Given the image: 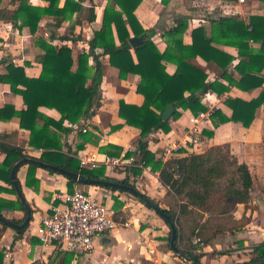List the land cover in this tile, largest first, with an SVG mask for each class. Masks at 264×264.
Instances as JSON below:
<instances>
[{"label": "trees", "instance_id": "1", "mask_svg": "<svg viewBox=\"0 0 264 264\" xmlns=\"http://www.w3.org/2000/svg\"><path fill=\"white\" fill-rule=\"evenodd\" d=\"M42 1L46 2V5H31L28 0H10L11 8L0 7V22L16 24L19 21L20 28L28 27L30 33L34 35V44L43 51L35 58L41 66L37 76L26 74L25 66L30 65L28 61L24 62V66L9 62L6 65L7 72L0 74V82L7 83L13 93L21 95L25 105L22 110H15L11 105L5 104L0 108V120L13 115L17 116L20 127L29 131L28 146L41 150L39 156L34 157L29 155L23 147L7 142L5 137L0 139V153L4 155L0 161V179L10 186L9 188L0 186V191L7 190L16 196L15 201L0 197V216H2L1 209L6 208L21 210L24 217L26 215V207L17 196L10 178V171L16 163L19 162L15 171L27 165L25 184L34 189L38 188L39 182L35 178V171L39 165L30 161L23 162L24 158L72 171L83 178L118 182L137 189L129 182L127 176L120 180L106 176L103 165L92 169L80 167L77 152L83 149L86 143H96L93 132L83 133L80 130L79 141L75 144L74 150L69 144L62 143L60 140L61 133L67 134L71 131L70 125L76 124L80 119H89L96 114V108L100 104V85L103 80L101 71L103 57L107 56L108 63L118 69L120 79H125L130 73L138 76L135 90L143 98L140 105L128 104L120 99L117 115L123 122L112 125L110 131L118 130L124 125L139 131L136 149L140 160L145 167H150L152 172H158L159 182L166 189V194L173 197L176 209L171 206L164 207L144 195L155 202L174 223L177 230L176 245L183 251L184 258L170 249V226L155 212L169 228L166 244L173 255L183 261V264H202L200 261L203 255L202 248L194 245L193 241L199 238L202 245L208 244L207 237H204L206 230L214 231L218 228L210 227L208 218L202 222L197 221L190 230L193 236L187 237L188 243L185 244L179 229L180 218L186 219L187 216L198 214L202 216V214L224 213L235 209L237 204H244L247 207L254 185L249 168L246 163L239 162L231 154L227 143L210 145L199 153L186 152L182 156L175 155L163 162L156 157L155 153L148 150L146 137L156 130L169 132L170 120H176L181 116L179 109H188L192 114L205 111L206 107L201 103L200 95L207 90H213L217 94L228 90V85L221 82H206V74L187 61L199 56L206 61H214L222 69L229 65L233 57L213 46V43L234 46L241 57L234 66L241 74L239 81L233 80L225 72L222 73L229 84L246 90L262 85L264 82V73H262L264 15H251L247 23L235 15L218 16L210 20L209 34H206L205 27L202 25L192 29V42L189 45L182 43L188 16L179 15L174 19V25L166 31L168 45L164 51L160 52L151 40L154 30L143 29L134 14L142 0H107L101 23L92 30L87 49L78 53L74 59L71 48L58 46L53 44V41L62 39L57 29L64 21L71 20L74 13L80 12L82 8L80 1L63 0L61 5L60 0ZM169 1L161 0V3L167 5ZM259 1L264 2V0ZM43 17L53 19L51 24L53 30L47 40L35 36ZM87 20L89 22L95 20L93 6L88 8ZM69 29L67 39L72 41L79 39V36L72 34L73 26ZM132 36H143V40L138 45L131 46L129 39ZM249 41L258 42L260 45L258 48H252ZM163 61L175 63L176 70L173 74L165 71ZM263 102L264 89L257 97L249 101L227 98L225 105L231 109V114L227 116L220 110H214L211 114L214 126L233 121L247 128L254 118L256 108ZM170 105L174 106V110L167 120H162L163 111ZM39 107L54 109L60 116L54 119L43 115ZM38 119L42 120V124H38ZM205 134L212 136L213 132L205 131ZM108 148L112 151H108ZM99 149L115 155L122 148L107 144ZM183 152L180 150V153ZM45 169L50 173H57L49 168ZM140 172V169H133L134 175ZM64 177L68 193L74 191L75 185L104 187L100 184H87ZM18 185L20 186L19 182ZM105 188L130 193L122 189ZM130 194L150 208L142 198ZM54 203L58 204L57 200ZM117 206H122V202L114 198V208ZM243 215L242 218H245V214ZM24 217L19 220L12 219V221L21 223ZM240 228L235 227L234 231H239ZM24 229H16V232L21 234ZM240 245H242L241 242ZM251 251L254 253L252 258L227 264H264V240L254 244ZM72 259L73 253L67 252L58 264H71Z\"/></svg>", "mask_w": 264, "mask_h": 264}, {"label": "crops", "instance_id": "2", "mask_svg": "<svg viewBox=\"0 0 264 264\" xmlns=\"http://www.w3.org/2000/svg\"><path fill=\"white\" fill-rule=\"evenodd\" d=\"M79 1L82 5L80 12L74 13L71 20L62 23L57 29V33L62 35V39L58 38L53 41V44L60 46L62 40H68L69 27L73 26L72 34L76 37L79 36V39L71 40V50L74 59L78 53L87 49V43L92 30L100 25L103 9L107 3V0ZM28 2L31 5H46V2L42 0H28ZM62 3L63 0H60V5ZM89 6H93L94 8L95 20L93 22L87 20ZM0 7L11 8L10 0H0ZM134 14L143 29L154 30L151 40L157 49L162 52L168 45L166 31L174 25V19L179 15L188 16L187 28L182 35V43L189 45L192 42V29L202 25L205 27L206 34H209L211 27L210 20L221 15H235L247 23L251 15H264V2L259 0H245L244 2H239L238 0L234 2L226 0H170L167 5H163L161 0H142L135 9ZM52 23L53 19L49 17H43L39 22L37 32L41 28L40 30H43L44 34L40 31V36L46 40L53 30ZM212 45L231 55L233 57L232 62L222 69L214 61H206L199 56L190 58L187 61L206 74V82L218 81L228 85L226 92L217 94L213 90H207L200 95V101L206 107L205 112L208 114V117L209 113L211 114L213 110H220L225 115L230 116L231 109L225 105V99L239 98L249 101L257 97L264 89V82L260 87L249 90L229 84L228 80L222 76V73L225 72L233 80L239 81L241 74L234 66L241 57L234 46L216 43ZM249 45L252 48H258L260 44L249 41ZM42 52V49L34 44V36L30 33L28 27L23 26L20 28L19 21L16 24L5 21L0 22V74L7 72L6 65L9 62L18 66H24V62L28 61L30 65L25 66L26 74L34 77L37 76L41 70V66L35 61V58L42 54ZM103 59L104 62L101 68L103 80L100 85L99 95L100 104L96 114L89 119H80L76 124L70 125L71 131L69 133L60 134L61 142L69 144L73 150L75 149V144L79 141L78 132L83 126L87 127L86 132L91 131L95 134L96 139L94 140H97V146L93 143H86L84 148L77 152V157L78 154L85 152L89 156L94 154L98 159H102V151L100 153L98 147H104L107 144H113L121 148L128 146L136 147L137 141L129 142L127 135L125 137V131L128 127L124 125L113 133L110 131L109 126L123 122L117 115L118 101L120 99L128 104L140 105L142 103V96L135 90L139 78L137 75L130 73L125 79H120L118 77V69L108 63V57L104 56ZM163 64L168 74L175 72V63L163 61ZM262 73H264V68ZM5 104L11 105L15 110L25 108L21 95L13 93L7 83L0 82V108ZM39 110L43 115L54 119H58L60 116L54 109L39 107ZM179 111L181 116L176 120H170L171 129L169 132L164 133L161 130H156L148 134V150L155 153L158 158L162 147L168 142L179 144L180 150L184 151L183 153L179 152L176 156H182L186 152L199 153L214 144H229L231 154L239 162L247 164L254 182L247 207L244 204H237L234 217L239 219L243 214L250 216L251 221L246 226L254 224L255 217H259L261 226L258 228H262L259 237L261 242L264 240V196L261 193L264 187V102L256 108L254 118L247 128L233 121H228L215 127L214 120L210 116L208 123L204 124L205 127L199 136L200 146L197 149L185 148L188 117L195 114H192L188 109H179ZM37 122L38 124H42L41 119H38ZM129 129L134 130L132 133H136L139 137L137 129L130 127ZM205 131H211L213 135L208 136L205 134ZM2 138L11 144L23 147L31 156L38 157L40 154L41 150H35L28 146L29 131L20 127L19 118L15 115L0 120V139ZM107 150L112 151L111 148ZM3 157L4 155L0 153V161H2ZM104 167L106 176L118 180L127 176L129 182L134 184L138 191L152 199L155 198V201L161 200L164 194H166V189L159 182L158 172H152L149 168H139L133 164L122 167ZM45 168L39 166L35 171V178L39 182L37 189L25 184L26 164L19 167L17 171L14 170L15 180L17 184L19 182L20 186H18L21 194L25 203L30 208V220L21 234H18L15 228L5 225L0 221L1 264H58L64 257V254L67 253L62 252L53 243L42 244L35 234L36 226L44 216L51 212L50 208L55 204L54 201L60 202L59 198L54 199L55 196L68 193L65 175L58 172L50 173ZM115 168H118L120 171L118 169L114 170ZM134 168L140 169L141 172L134 175ZM256 180L260 183L257 188L255 186ZM0 186L10 187L1 179ZM77 186L86 187L87 191H84L105 203L111 209L113 218L115 213L119 211L124 213L126 211L122 222L129 221L130 224L127 227L119 224L109 232L93 238L91 249L87 253L78 255L76 258L73 256L71 264H183V261L178 256H174L170 249L165 248L164 245L169 235V228L156 215L154 210L147 208L130 193L112 191L96 185H75L74 189ZM127 195L131 196V198ZM0 197L8 201H15L16 199V196L7 190L0 191ZM114 198L122 202V206L114 208ZM134 204H138L141 207ZM249 205H258V207L255 209L249 208ZM1 214V217L10 221L12 219L19 220L24 217L23 211L18 209H1ZM244 232L245 234L239 232L236 236L237 240H241L242 245L240 246L242 247H246L250 241L249 239L255 237L251 234L253 232L251 228ZM247 233H250V235ZM202 252L203 255L200 258L202 264H227L231 262H226L225 259L231 256L239 257L238 253L241 250L236 248L231 253V256H227L225 253H219L221 251L216 247V244L212 246L208 243L202 248Z\"/></svg>", "mask_w": 264, "mask_h": 264}, {"label": "built area", "instance_id": "3", "mask_svg": "<svg viewBox=\"0 0 264 264\" xmlns=\"http://www.w3.org/2000/svg\"><path fill=\"white\" fill-rule=\"evenodd\" d=\"M238 1L244 2L245 0ZM62 45L72 48L71 40H62L60 46ZM205 111L188 117L186 149L199 148V136L205 127L204 124L208 123V119L212 114L209 113L208 117ZM81 130L82 132H86L87 127L83 126ZM179 152V144L168 142L162 147L158 158L165 162L170 156L176 155ZM102 155V159H98L94 154L89 156L83 152L78 154L77 159L80 167L87 169L102 165L107 167H122L132 164L139 168L150 169V167L143 165L136 147L128 146L122 148L115 155L108 154L107 152H102ZM58 198L60 202L51 206V212L44 216L36 226L35 234L42 244L53 243L62 252L73 253L75 258L80 254L87 253L91 249L93 238L109 232L119 224L125 227L130 224L129 221L118 223L113 218L111 209L105 203L84 190L74 189L72 193L56 195L54 199ZM194 241L198 242L199 238H196Z\"/></svg>", "mask_w": 264, "mask_h": 264}, {"label": "rangeland", "instance_id": "4", "mask_svg": "<svg viewBox=\"0 0 264 264\" xmlns=\"http://www.w3.org/2000/svg\"><path fill=\"white\" fill-rule=\"evenodd\" d=\"M40 29H39V32H36V33H38V34H36V36L37 35L40 36V31H41V33L44 34V31L43 30H40ZM97 108H96V111H97ZM111 126L112 125H110L109 128ZM126 127H128V128L125 131V137L127 135V137H128L127 140H129V142H131V141L132 142H136L139 137L137 136L136 133H132V132H134V130L129 129L130 126H126ZM130 128H133V127H130ZM116 131L117 130L111 131V132L114 133ZM95 141H96V143L94 145L97 146V140H95ZM99 148L100 147H98V150L101 151ZM117 169L118 168H115L114 170H117ZM259 185H260L259 181L256 180V185H255L256 188ZM75 189L86 190V187L77 186ZM256 192H258V191H256ZM261 193L264 196V187H263V190L261 191ZM128 197L131 198V196H128ZM157 201L162 206H164V207H168V206L170 207L171 206L174 209H176L174 207L175 206V201H174V199H173V197L171 195L164 194V197L161 200L158 199ZM134 205H137V206L141 207L138 204H134ZM248 207L249 208L251 207V208H254L255 209V208L258 207V205H249ZM235 209H236V206H235ZM235 209H233L231 211L224 212V213L202 214V216L200 214H198V215H190V216H187L186 219L180 218L179 229L181 230V233H182V236H183V243H185V244L188 243L186 241V238L193 236L191 234V232H190L193 224H195V222H197V221L198 222H202L204 219L208 218L209 219V226L212 227V228H218L217 230H214V231L211 230V229H207L206 230L204 237L205 238L207 237V240H208V243L209 244H211L212 246H214V244H216V247L219 248L220 251L226 252L225 254L227 256H231V253H233V251L236 248H239L241 250V252L238 253V255H240L239 257H236V256L235 257L234 256L233 257L232 256L231 257H228V258L225 259L226 262H228V261L229 262H235L236 260H238L237 262H241L243 260H248L249 258H252L254 256V253H253V251H251V247L254 244L260 242L259 237H260V232L262 231V228H258L259 226H261L260 218L259 217H255L254 224H251L249 226L248 225L246 226L245 223L248 224L251 221V217L245 215V218H242V216H244V215H242L240 217L242 219H240V218L239 219H236L234 217V211H235ZM125 212L122 213L121 211H119V212L115 213L114 214V219L118 223L119 222H122L123 221V218L125 217L124 216ZM154 215H155V213H154ZM236 220H238V221H236ZM243 222H244V225H242ZM235 227H239V228L241 227V228L239 229V231L238 230L237 231H234V228ZM249 228H251V230L253 229V232L251 234H252V236H255V237H252V238L249 239L250 241L248 242V245L246 247H244V246L242 247V246H240L241 240L239 241V240L236 239L237 238L236 237L237 236V233L243 232V234H245L244 231L248 230ZM263 228H264V225H263ZM247 234L250 235V233H247ZM204 237H202V238H204ZM183 243H181V244L183 245ZM193 244L194 245H197V246H199L201 248L205 247V245H202V242L201 241H198V242L193 241ZM164 246H165L166 249L169 250V248H168V246H167L166 243H165Z\"/></svg>", "mask_w": 264, "mask_h": 264}, {"label": "water", "instance_id": "5", "mask_svg": "<svg viewBox=\"0 0 264 264\" xmlns=\"http://www.w3.org/2000/svg\"><path fill=\"white\" fill-rule=\"evenodd\" d=\"M142 40H143V36L131 37L129 39V43L131 44V46H136ZM173 110H174V106L173 105L168 106L163 111V113L161 115L162 120H167L170 117V115H171ZM22 161L23 162H26V161L34 162V163H36L37 165H39L41 167L49 168L51 170H54V171L58 172L59 174H63L65 176L69 177V178H72L74 180H78V181H80L82 183L100 184V185H102L104 187H112V188L122 189V190L130 192V193L142 198L147 203V205L150 206V208L152 210H154L157 214H159V216H161L162 218H164V220L166 222H168V224L170 226L169 247L174 253H176L177 255H179V256L184 258L183 251L176 245L177 230H176V228L174 226V223L170 220L169 216L158 205H156L155 202L150 200V198H148L142 192L138 191L137 189L133 188L132 186L126 185V184H122V183H118V182L107 181V180H91V179H88V178H83V177L79 176L78 174H76V173H74L72 171H69V170H66V169L51 165V164H46L44 162H41V161H38V160H34V159H30V158H24ZM16 166H17V164H15L14 167L11 169L10 177H11L12 184H13L18 196L20 197L21 201L24 203V205L26 207L27 215H26L25 220L22 223H20V224H16V223H14V222H12L10 220H7V219H5V218H3L1 216H0V221L2 223H4L5 225H8V226L13 227L15 229H22V228H24L26 226V224L30 220V208L25 203V200H24V198H23V196L21 194V191L19 189V186H18V184H17V182L15 180L14 170H15Z\"/></svg>", "mask_w": 264, "mask_h": 264}]
</instances>
